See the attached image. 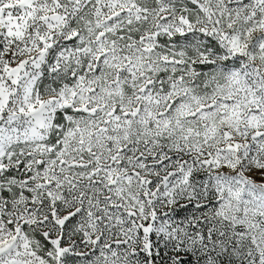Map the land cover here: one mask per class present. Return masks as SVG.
Masks as SVG:
<instances>
[{"label": "snow or ice", "instance_id": "obj_1", "mask_svg": "<svg viewBox=\"0 0 264 264\" xmlns=\"http://www.w3.org/2000/svg\"><path fill=\"white\" fill-rule=\"evenodd\" d=\"M0 264H264V0H0Z\"/></svg>", "mask_w": 264, "mask_h": 264}]
</instances>
